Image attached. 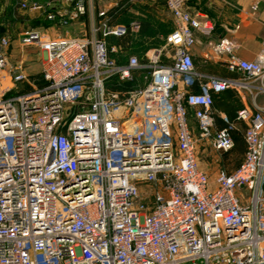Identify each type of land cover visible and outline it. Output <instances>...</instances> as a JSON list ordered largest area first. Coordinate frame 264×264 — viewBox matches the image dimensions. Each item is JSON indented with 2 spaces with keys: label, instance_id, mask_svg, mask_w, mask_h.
I'll return each mask as SVG.
<instances>
[{
  "label": "built area",
  "instance_id": "obj_1",
  "mask_svg": "<svg viewBox=\"0 0 264 264\" xmlns=\"http://www.w3.org/2000/svg\"><path fill=\"white\" fill-rule=\"evenodd\" d=\"M88 1L60 0L46 19L66 25ZM152 1L173 27L141 58L108 44L138 26L107 10L92 13L85 37L21 32L22 46L42 52L41 83L0 92V264H264V48L246 60L230 38L210 40L233 76L201 73L191 48L212 21L188 0ZM7 45L0 36V69ZM136 71L138 83L121 87ZM11 79L26 80L21 65ZM228 88L248 91L255 110L236 112L242 161L211 179L193 128L214 150L233 148V124L217 128L212 110Z\"/></svg>",
  "mask_w": 264,
  "mask_h": 264
},
{
  "label": "crops",
  "instance_id": "obj_2",
  "mask_svg": "<svg viewBox=\"0 0 264 264\" xmlns=\"http://www.w3.org/2000/svg\"><path fill=\"white\" fill-rule=\"evenodd\" d=\"M23 1L32 0H0V36H6L9 39V46L5 48L6 65L0 69V92L5 90H8L7 93L22 92L30 84H38L40 82V79L35 81V83L29 80V68L26 67V64L29 65L33 60L23 53L25 48L31 46H22L19 42V36L23 30L28 28L38 29L48 37H85L89 34L91 15L92 13L96 14L94 5L95 3L97 4L95 2L97 0H91L88 1L86 6V13L70 20L66 25H61L55 21L46 19V13L66 7L60 0H37L40 2L49 1L46 10L37 11L22 8L20 3ZM137 1H144L149 4L150 9L156 13V17L159 20L163 19L162 16H168L171 19L170 13L163 2L152 0ZM253 3H257V9L255 11H252L250 8ZM185 8L193 14H205L212 21L214 27L209 37H204L196 33L197 42L191 48V53L195 60L194 67L197 71L205 74H213V67L211 66L215 65L217 66L215 75L233 76L232 73L225 69L221 58H216L211 55L208 44L210 40H216L219 37L230 38L235 43L234 52L236 55L246 60H252L264 48V0H188ZM64 28H70L71 30L69 31ZM72 33L75 34L72 35ZM16 65H21L22 71L26 75L25 81L12 82L11 73ZM40 71L41 63L39 73ZM39 75L41 78V74ZM254 83L257 84V81ZM244 91L248 98L241 92L237 93V90L234 88H228L213 96L212 110L215 116L216 126L217 128H221L233 124V137L234 131L241 128L243 133L245 128L244 122L236 120V112L243 107L252 111L255 110L251 94L246 90ZM255 103L259 106H264V94H259L256 97ZM226 106H231L232 109L228 111ZM231 170L233 168L227 171Z\"/></svg>",
  "mask_w": 264,
  "mask_h": 264
},
{
  "label": "rangeland",
  "instance_id": "obj_3",
  "mask_svg": "<svg viewBox=\"0 0 264 264\" xmlns=\"http://www.w3.org/2000/svg\"><path fill=\"white\" fill-rule=\"evenodd\" d=\"M95 2H97V4L95 3L94 5L95 12H99L109 10L114 6H117L119 0H97ZM162 18V20H159L156 17V13L150 9L149 4L145 3L144 1L142 2L132 0L128 4H125L124 6H121L116 10V21H119V23L121 24L124 23V25L127 24L126 26H130L132 23L137 24V29L128 30V44L130 51L138 53L140 52L142 54L152 48L158 47L163 44V38L170 30L171 19L168 16H162ZM155 24L162 25V31L157 28V30L153 32L151 30V27H155ZM64 29H67L69 31L71 30L70 28ZM74 34L75 33H72V35ZM8 46L9 39L7 47ZM23 53H25L26 56L33 60L29 65L26 64V67L29 68V70L27 69L29 73V80L35 83V81H38L40 79L39 66L41 63L42 53L38 48L33 46L25 48L23 50ZM193 63L195 65L194 58ZM211 67H213L212 73L215 75V69L217 68V66L212 65ZM236 90L237 93L241 92L244 96H246V98H248L243 89ZM226 107L228 111L232 109L231 106ZM192 126L194 127L193 123ZM233 133V148L228 152H219L214 150L206 140L200 138L197 128H193V134L196 138L198 164L202 168V170L210 176L211 179L214 178L215 173L219 169H234L243 157L244 144L242 138V130L240 128Z\"/></svg>",
  "mask_w": 264,
  "mask_h": 264
},
{
  "label": "trees",
  "instance_id": "obj_4",
  "mask_svg": "<svg viewBox=\"0 0 264 264\" xmlns=\"http://www.w3.org/2000/svg\"><path fill=\"white\" fill-rule=\"evenodd\" d=\"M130 1H123V0H119V3H118V5L117 6H114L113 8H111V9H109V10H107V13L108 14H112L113 15V18H114V21H116V10L119 8V7H121V6H124L125 4H128ZM188 2V1H187ZM187 2H186V4H187ZM116 22H119V21H116ZM124 24V23H123ZM125 25H127V24H125ZM156 25V24H155ZM162 25H160V24H157L155 27L153 26V27H151L152 29V31L153 32H155L156 30H157V28H159L161 31H162ZM172 27H173V25H172ZM172 27H171V25H170V30L172 29ZM169 30V31H170ZM168 31V32H169ZM128 33V32H127ZM125 34V35H123V36H120V37H115V36H108V37H106V40H107V42H108V44H115V45H118V46H120L122 49H123V51L126 53V54H135L136 56H138L139 58H141L142 56H143V54L142 53H138V52H132V51H130V48H129V44H128V36H129V34ZM220 38V37H219ZM219 38H217V39H219ZM164 41V40H163ZM128 45V46H127ZM124 57H122V59H123ZM138 75H139V71H136L135 73H134V81H132V82H125V83H123L122 85H120L121 87H124V88H131V87H133V86H135L137 83H138ZM39 83H41V78H40V82ZM117 85H119L118 83H117V81H115L114 80V86H117Z\"/></svg>",
  "mask_w": 264,
  "mask_h": 264
}]
</instances>
